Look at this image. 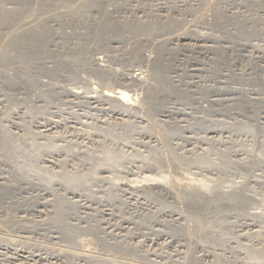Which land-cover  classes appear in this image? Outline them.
<instances>
[{"label": "rangeland", "instance_id": "1", "mask_svg": "<svg viewBox=\"0 0 264 264\" xmlns=\"http://www.w3.org/2000/svg\"><path fill=\"white\" fill-rule=\"evenodd\" d=\"M0 2V264H264V0Z\"/></svg>", "mask_w": 264, "mask_h": 264}, {"label": "bare ground", "instance_id": "2", "mask_svg": "<svg viewBox=\"0 0 264 264\" xmlns=\"http://www.w3.org/2000/svg\"><path fill=\"white\" fill-rule=\"evenodd\" d=\"M90 1V0H89ZM92 1V0H91ZM1 3V2H0ZM1 5V4H0ZM89 5V4H88ZM94 6V5H93ZM1 7V6H0ZM98 7V6H97ZM162 7H165V6H162ZM1 10V9H0ZM5 10V9H4ZM95 10V9H94ZM166 10H167V8H166ZM4 12V11H3ZM1 13V12H0ZM6 13V12H5ZM2 14V13H1ZM166 15V14H165ZM1 16L2 15H0V19H2L1 18ZM2 17H4V16H2ZM96 22V21H95ZM1 24V23H0ZM27 24V23H26ZM26 29V28H25ZM141 29V28H140ZM36 34V33H35ZM175 39V38H174ZM182 40V38H179L178 37V40ZM195 41V40H194ZM198 41H200V40H198ZM177 42V41H176ZM200 52V51H199ZM93 54V53H92ZM147 54V53H146ZM147 56V55H146ZM96 58V57H95ZM151 58V57H150ZM94 59V58H93ZM160 60H161V58H160ZM96 63L99 61V58H96L95 60H94ZM105 61V60H104ZM145 61V60H144ZM94 63V62H93ZM106 63V62H105ZM148 64V63H147ZM162 64V63H161ZM98 65V64H97ZM107 66V65H106ZM147 66V65H146ZM138 68V67H137ZM153 68V67H152ZM105 70V69H104ZM129 70V69H128ZM101 71V70H100ZM102 72H103V70H102ZM106 73V72H105ZM141 73H142V71H141ZM141 73L140 72H134V71H131L129 74H127V75H125V76H123L122 78V80H123V84L125 83H130V87H131V83H135V82H139V81H141V79H143V76H142V78H141ZM119 74H121V73H119ZM118 74V75H119ZM152 74V73H151ZM143 75V74H142ZM145 75V74H144ZM149 75V74H148ZM117 76V75H116ZM121 76V75H120ZM144 80V79H143ZM145 82V81H144ZM155 83V82H154ZM149 84V83H148ZM173 84V83H172ZM117 85H119V84H117ZM129 85V84H128ZM136 85V84H135ZM147 85V84H146ZM151 85V84H150ZM157 85V84H156ZM166 85V84H165ZM127 85H123V87L121 86V87H119L118 89H116V90H114V89H110V90H105V91H103L102 93H101V95L99 94V96L104 100V101H106V102H110V104L111 103H114L115 104V106H117L120 110H123V111H130V110H133L134 109V106H133V100L131 99L132 98V96L130 95L131 93H129V90H127V87H126ZM137 86V85H136ZM111 87V86H110ZM109 87V88H110ZM155 87V86H154ZM94 88V87H93ZM140 88V87H139ZM150 88V87H149ZM159 88V87H158ZM100 90V89H99ZM97 91V90H96ZM95 92V91H94ZM76 94H73V95H76V97H77V91L75 92ZM97 93V92H96ZM134 93V92H133ZM71 94V93H70ZM81 94V93H80ZM149 94V93H148ZM153 94V93H152ZM72 95V94H71ZM86 95V94H85ZM89 95V94H88ZM41 96V95H40ZM134 96V95H133ZM73 97H75V96H73ZM79 97V96H78ZM85 97V96H84ZM95 98V97H94ZM88 99V98H87ZM86 99V100H87ZM101 99V100H102ZM133 99H135L134 97H133ZM40 101V100H39ZM80 101V100H79ZM94 101V100H93ZM144 101V100H143ZM215 101V100H214ZM87 103H88V101H87ZM135 104V103H134ZM154 104V103H153ZM95 105V104H94ZM137 105V104H136ZM135 105V106H136ZM111 106V105H110ZM113 106V105H112ZM149 106V105H148ZM162 106H163V104H162ZM88 107V106H87ZM104 109V108H103ZM111 109V108H110ZM141 109V108H140ZM88 111V110H87ZM101 111V110H100ZM115 111V110H114ZM113 111V112H114ZM137 111V110H136ZM141 111V110H140ZM170 111V110H169ZM169 111H167V113H169ZM144 113V112H143ZM123 114H124V112H123ZM130 114V113H129ZM90 116V115H89ZM145 116V115H144ZM148 116V115H147ZM174 117V116H173ZM115 118V117H114ZM149 118V117H148ZM43 119H44V117H43ZM140 119V118H139ZM158 119V118H157ZM39 120V119H38ZM84 120V119H83ZM120 121V120H119ZM145 121H147V120H145ZM154 121V120H153ZM152 121V122H153ZM148 122V121H147ZM44 123V122H43ZM121 123H122V121H121ZM125 123V122H124ZM133 123V122H132ZM155 123V122H154ZM131 124V123H130ZM46 125V124H45ZM72 125V124H71ZM48 126V125H47ZM68 126V125H67ZM44 127V126H43ZM58 127V126H57ZM133 127V126H132ZM49 128V127H48ZM44 129V128H43ZM45 129H46V126H45ZM18 130V129H17ZM39 130V129H38ZM42 130V129H41ZM47 130V129H46ZM51 130V129H50ZM29 131V130H28ZM38 132V131H37ZM46 132H49L48 130L46 131ZM22 134H23V132H22ZM7 135V134H6ZM52 136V135H51ZM17 137V136H16ZM86 138V137H85ZM84 139V138H83ZM159 139V138H158ZM3 140V139H2ZM53 140V139H52ZM81 140V139H80ZM50 144V143H49ZM83 144V143H82ZM85 144V143H84ZM156 144V143H155ZM18 146V145H17ZM102 146V145H101ZM87 148V147H86ZM102 148V147H101ZM104 149V148H103ZM14 150V149H13ZM102 150V149H101ZM105 150V149H104ZM107 151V150H106ZM105 151V152H106ZM110 154H111V152H110ZM108 156H110L109 154H108ZM112 157V156H111ZM50 158V157H49ZM105 157H103V159H104ZM113 158V157H112ZM173 158V157H172ZM3 159H4V157H3ZM16 159H17V157H16ZM31 159V158H30ZM102 159V160H103ZM42 160V159H41ZM111 160V159H110ZM155 160V159H154ZM65 161V160H64ZM109 161V160H108ZM10 162V161H9ZM84 162V161H83ZM103 162V161H102ZM105 162V161H104ZM153 162H155V161H153ZM52 163V162H51ZM57 163V162H56ZM55 163V164H56ZM11 164H12V162H11ZM14 164V163H13ZM58 164V163H57ZM90 164V163H89ZM100 164H102V163H100ZM156 164V163H155ZM2 165V164H1ZM32 165H34L33 163H32ZM52 165V164H51ZM99 165V164H98ZM109 165V164H108ZM153 166H155V165H153ZM13 167V166H12ZM32 167V166H31ZM98 167V166H97ZM100 167V166H99ZM111 167H113V166H111ZM25 168V167H24ZM35 168V167H34ZM91 168V167H90ZM103 168H104V166H103ZM19 169V168H18ZM23 169V168H22ZM61 169V168H60ZM93 170V169H92ZM39 171V170H38ZM61 171V170H60ZM5 172V171H4ZM22 172V171H21ZM24 172V171H23ZM32 172V171H31ZM36 172V171H35ZM67 173V172H66ZM120 173H122V172H120ZM125 173V172H124ZM127 173V172H126ZM131 173V172H130ZM18 174V173H17ZM33 174V173H32ZM68 174V173H67ZM71 175V174H70ZM123 175V174H122ZM107 176V175H106ZM73 177V176H72ZM158 177V176H157ZM163 177V176H162ZM141 178V177H140ZM145 178V177H144ZM159 178V177H158ZM44 179V178H43ZM51 179V178H50ZM75 179V178H74ZM19 180V179H18ZM21 180V179H20ZM108 180V179H107ZM142 180V179H141ZM154 180H156V179H154ZM161 180H162V178H161ZM130 181V180H129ZM136 181V180H135ZM134 181V182H135ZM138 181V180H137ZM144 181H146L147 183H149V184H145L144 186L142 185H140V183H137V184H133V182H132V185H124V187H125V189L126 190H130V191H132V190H140V189H143L144 190V192H145V190H151V189H154V190H157L161 195H164V196H170L171 195V189H168L165 185H163L162 183H159V182H156V181H154L153 183H152V179L149 177V178H145V180ZM151 181V182H150ZM159 181V180H158ZM11 182V181H10ZM35 182V181H34ZM46 182V181H45ZM47 182H49V181H47ZM71 182V181H70ZM126 182V181H125ZM52 183H53V181H52ZM111 183V182H110ZM122 183V182H121ZM127 183V182H126ZM136 183V182H135ZM152 183V184H151ZM2 184V183H1ZM0 184V185H1ZM14 184V183H13ZM20 184V183H19ZM43 184V183H42ZM59 184V183H58ZM70 184V183H69ZM74 184H76V183H74ZM131 184V183H130ZM27 185V184H26ZM41 185V184H40ZM4 186V184H2V187ZM6 186V185H5ZM35 186V185H34ZM48 186V185H47ZM31 187V186H30ZM53 187V186H52ZM33 188V187H32ZM51 188V187H50ZM67 188V187H66ZM74 188V187H73ZM34 189V188H33ZM75 189H77V188H75ZM74 189V190H75ZM119 189V188H118ZM37 190V189H36ZM48 190V189H47ZM78 190V189H77ZM26 191V190H25ZM22 192V191H21ZM77 192V191H76ZM10 193V192H9ZM35 193V192H34ZM131 193V192H130ZM174 193V192H173ZM37 194V193H36ZM70 194V193H69ZM146 194V193H145ZM4 195V194H3ZM73 197L72 198H74L75 196H74V192H73ZM111 195V194H110ZM138 195V194H137ZM175 195V194H174ZM32 196V195H31ZM139 196V195H138ZM148 196V195H147ZM146 196V197H147ZM64 197V196H63ZM173 197H175V196H173ZM23 198V197H22ZM112 198V197H111ZM149 198V197H148ZM29 199V198H28ZM61 199V198H60ZM63 199V198H62ZM67 199V198H66ZM65 199V200H66ZM126 199V198H125ZM191 199V198H190ZM192 199H194V198H192ZM100 200V199H99ZM111 200V199H110ZM91 201V200H90ZM95 201V200H94ZM46 202V201H45ZM191 202V201H190ZM193 202H195V200H193L191 203H193ZM61 203V202H60ZM80 203V202H79ZM196 203V202H195ZM195 203H193V204H195ZM39 204V203H38ZM59 204V203H58ZM192 204V205H193ZM47 205V204H46ZM60 205V204H59ZM43 206V205H42ZM74 206V205H73ZM195 206V205H194ZM61 207V206H60ZM77 207V206H76ZM200 207V206H199ZM54 208V207H53ZM52 208V209H53ZM23 209V208H22ZM64 209V208H63ZM148 210V209H147ZM43 211V210H42ZM53 211V210H52ZM57 211V210H56ZM63 211V210H62ZM103 211H104V209H103ZM110 212V211H109ZM108 212V213H109ZM149 212V211H148ZM27 213V212H26ZM44 213V212H43ZM63 213V212H62ZM53 215H55V214H53ZM92 215V214H91ZM104 215V214H103ZM106 215L107 216H109L110 215V213L109 214H107L106 213ZM52 216V215H51ZM110 216H112V215H110ZM109 216V217H110ZM54 217V216H53ZM104 217V216H103ZM60 218V217H59ZM179 218V217H178ZM171 219V218H170ZM46 220V219H45ZM1 221V220H0ZM25 221V220H24ZM23 221V222H24ZM26 222V221H25ZM34 222V221H33ZM129 223V222H128ZM18 224V223H17ZM50 224V223H49ZM126 224V223H125ZM20 225V224H19ZM48 225V224H47ZM130 225V224H129ZM248 225V224H247ZM70 227V226H69ZM151 227H152V225H151ZM65 228V227H64ZM20 229V228H19ZM44 229V228H43ZM47 229V228H46ZM66 229V228H65ZM67 230V229H66ZM83 230V229H82ZM97 230V229H96ZM150 230V229H149ZM16 231V230H15ZM18 231V230H17ZM28 231V230H27ZM127 231V230H126ZM151 232V231H150ZM27 233V232H26ZM111 233V232H110ZM145 233V232H144ZM244 233V232H243ZM245 233H247V232H245ZM262 233V232H261ZM39 234V233H38ZM66 234V233H65ZM146 234V233H145ZM151 234V233H150ZM15 235V234H14ZM159 236V235H158ZM167 236V235H166ZM59 237H60V235H59ZM76 237V236H75ZM68 238V237H67ZM150 238V237H149ZM1 240H2V238H0ZM71 239V238H70ZM143 239V238H142ZM168 239H170V238H168ZM10 240V239H9ZM68 240V239H67ZM75 240V239H74ZM158 240V239H157ZM13 241V240H12ZM45 241V240H44ZM70 241V240H69ZM142 241V240H141ZM159 241V240H158ZM164 241V243L166 242V244H168L169 246L170 245H172L173 244V242H171V241H169V240H167V241H169V242H167L165 239L163 240ZM76 242V241H75ZM58 243H60V242H58ZM68 243V242H67ZM153 243H155V241L153 240H150V242H149V244L150 245H152ZM179 243V242H178ZM177 243V245H179ZM6 244V243H5ZM155 244H157V243H155ZM163 244V243H162ZM19 245V244H18ZM10 246V245H9ZM22 246V245H21ZM34 246H36V245H34ZM70 246V245H69ZM155 246V245H154ZM11 247V246H10ZM29 247V246H28ZM38 247V246H37ZM177 248V247H176ZM188 248V247H187ZM179 249V248H178ZM186 249V248H185ZM54 250V249H53ZM76 250V249H75ZM183 250V249H182ZM186 250H188V249H186ZM22 251V250H21ZM20 251V252H21ZM39 251V250H38ZM40 251H41V249H40ZM176 251V249L174 250V252ZM173 252V251H172ZM178 252V251H177ZM181 252V251H180ZM180 252H178V253H180ZM185 252H187V251H185ZM191 252V251H190ZM23 253V252H22ZM21 253V254H22ZM48 253V252H47ZM183 253H184V251H183ZM259 253V252H258ZM81 254V253H80ZM189 254H191V253H189L188 252V255ZM58 255V254H57ZM57 255H56V257H57ZM63 255V254H62ZM72 255V254H71ZM173 255V254H172ZM55 256V255H54ZM68 256V255H67ZM77 256V255H76ZM103 256V255H102ZM171 256V255H170ZM176 256V255H175ZM183 256H185V258L187 257V254H183ZM210 256V255H209ZM3 257V256H2ZM23 257V256H22ZM38 257V256H37ZM40 257V256H39ZM190 257V256H189ZM192 257V256H191ZM50 258H52L51 256H50ZM111 258V257H110ZM145 258V257H144ZM181 258V257H180ZM184 258V257H183ZM183 258L181 259V261L183 260ZM188 258V257H187ZM47 259V258H46ZM100 259V258H99ZM11 260V259H10ZM39 260H43V258H41L40 257V259ZM38 260V261H39ZM188 260V259H187ZM186 260V261H187ZM190 260H193V259H191L190 258ZM31 261V260H30ZM58 261V260H57ZM56 261V262H57ZM185 261V260H184ZM32 262V261H31ZM42 262V261H41ZM49 262V261H48ZM66 262H68V261H66ZM188 262V261H187ZM191 262V261H190ZM13 263V262H12ZM50 263V262H49ZM54 263V262H53ZM84 263V262H83ZM153 263V262H152ZM182 263V262H181ZM189 263V262H188ZM46 264V263H45ZM48 264V263H47ZM52 264V263H51ZM114 264V263H113ZM254 264V263H253ZM262 264V263H261Z\"/></svg>", "mask_w": 264, "mask_h": 264}]
</instances>
